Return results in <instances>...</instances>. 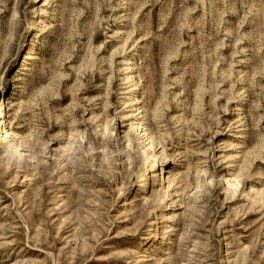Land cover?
Instances as JSON below:
<instances>
[{
	"label": "rangeland",
	"instance_id": "374dc122",
	"mask_svg": "<svg viewBox=\"0 0 264 264\" xmlns=\"http://www.w3.org/2000/svg\"><path fill=\"white\" fill-rule=\"evenodd\" d=\"M0 264H264V0H0Z\"/></svg>",
	"mask_w": 264,
	"mask_h": 264
}]
</instances>
